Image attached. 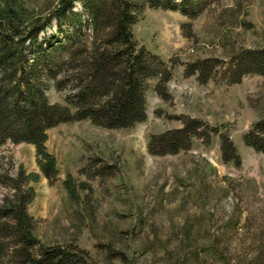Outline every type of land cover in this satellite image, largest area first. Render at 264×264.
<instances>
[{"label": "rangeland", "instance_id": "1", "mask_svg": "<svg viewBox=\"0 0 264 264\" xmlns=\"http://www.w3.org/2000/svg\"><path fill=\"white\" fill-rule=\"evenodd\" d=\"M157 1L164 0L141 4L133 27L138 50L168 78L147 81V119L122 130L90 120L61 124L47 132L44 156L33 145L8 142L0 167L29 178L36 255L60 247L86 253L90 264H264V153L245 143L264 120V76L234 85L222 76L239 53L264 50V0H205L201 7L174 0L178 10L156 7ZM10 2L25 28L61 5ZM73 11L80 26L53 21L39 37L56 49L65 44L57 55L43 46L59 65L68 60V37L91 33L84 4L75 2ZM205 62L215 70L208 83L196 70ZM77 74L62 67L60 76L71 81L63 92L43 75L51 103L64 104ZM186 127L187 150L151 152L155 145L154 152L164 153L160 138L172 140ZM220 136L230 138L239 163L223 159ZM45 156L54 162L51 178L43 172ZM8 194L0 188V199Z\"/></svg>", "mask_w": 264, "mask_h": 264}, {"label": "trees", "instance_id": "2", "mask_svg": "<svg viewBox=\"0 0 264 264\" xmlns=\"http://www.w3.org/2000/svg\"><path fill=\"white\" fill-rule=\"evenodd\" d=\"M77 1L90 12L89 22L84 26L91 33L82 34L78 30L76 35L68 37V60L59 65L53 55L50 57L51 52L43 49L46 45L52 49V42L48 39L40 43L39 37L53 26V21H57L59 27L68 22L80 26L82 17L78 21L80 16L73 11ZM143 2L152 3V0H140L139 3L132 0H61V5L51 16L38 19L26 28L17 8L10 0L5 2L0 9V156L8 142L33 145L38 155L44 156L47 132L61 124L90 120L104 129L122 130L131 129L147 119V81L159 78L166 83L168 78L166 71L146 60L144 51L138 50L135 42L133 27L136 12ZM203 2L205 0L191 3L201 7ZM155 6L179 9L174 0L157 1ZM37 47L38 54L34 53L31 58L29 51ZM57 47L52 49L56 51H53L54 55L66 48L63 43ZM232 63L222 73L232 85L241 83L248 75L264 76V50L243 51ZM209 64L202 63L196 69L206 83L215 74ZM71 66L78 71L73 79L75 84L72 83L74 91L66 95L64 104L51 103L44 90L43 75L46 73L49 78H55L56 89L63 92L71 81L61 77L60 72L62 67L64 70ZM158 91L161 93L160 88ZM189 127L178 132L172 140L160 138L161 146L167 147L164 153L154 152L155 145L151 152L165 155L176 154L180 148L187 150ZM220 138L223 159L239 163L240 157L230 138ZM245 143L264 153V120L246 135ZM46 159L48 165L43 167V172L51 178L56 174L54 162L50 157ZM28 184L26 173L10 177L0 167V188L10 193L0 199V264H90L86 253L68 252L60 247L44 248L36 255L38 240L34 219L28 212L33 194L27 188Z\"/></svg>", "mask_w": 264, "mask_h": 264}]
</instances>
